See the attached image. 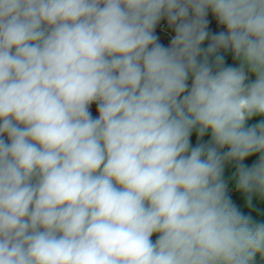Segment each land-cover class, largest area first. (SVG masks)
I'll list each match as a JSON object with an SVG mask.
<instances>
[{
  "label": "clouds",
  "instance_id": "clouds-1",
  "mask_svg": "<svg viewBox=\"0 0 264 264\" xmlns=\"http://www.w3.org/2000/svg\"><path fill=\"white\" fill-rule=\"evenodd\" d=\"M254 201L264 0H0V264H264Z\"/></svg>",
  "mask_w": 264,
  "mask_h": 264
},
{
  "label": "crops",
  "instance_id": "crops-1",
  "mask_svg": "<svg viewBox=\"0 0 264 264\" xmlns=\"http://www.w3.org/2000/svg\"><path fill=\"white\" fill-rule=\"evenodd\" d=\"M234 199H236V202H237L238 204H240V206L242 207V209H243L244 211H246V212L248 211V209H246V208L243 207V203H242V200H241V199L236 198V197H234ZM254 204H256V208H257V210H258L260 213L264 214V205L259 204V203H257L256 201H254ZM253 215H254V216L256 215V212H255V211H253Z\"/></svg>",
  "mask_w": 264,
  "mask_h": 264
},
{
  "label": "trees",
  "instance_id": "trees-1",
  "mask_svg": "<svg viewBox=\"0 0 264 264\" xmlns=\"http://www.w3.org/2000/svg\"><path fill=\"white\" fill-rule=\"evenodd\" d=\"M231 60L229 59V62H230Z\"/></svg>",
  "mask_w": 264,
  "mask_h": 264
},
{
  "label": "rangeland",
  "instance_id": "rangeland-1",
  "mask_svg": "<svg viewBox=\"0 0 264 264\" xmlns=\"http://www.w3.org/2000/svg\"><path fill=\"white\" fill-rule=\"evenodd\" d=\"M229 59H230V57H229ZM231 62V61H230Z\"/></svg>",
  "mask_w": 264,
  "mask_h": 264
},
{
  "label": "built area",
  "instance_id": "built-area-1",
  "mask_svg": "<svg viewBox=\"0 0 264 264\" xmlns=\"http://www.w3.org/2000/svg\"><path fill=\"white\" fill-rule=\"evenodd\" d=\"M231 60V59H230Z\"/></svg>",
  "mask_w": 264,
  "mask_h": 264
}]
</instances>
